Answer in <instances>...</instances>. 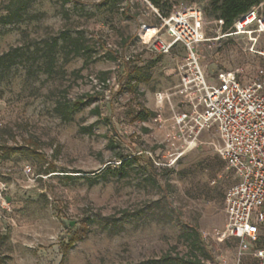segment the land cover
Masks as SVG:
<instances>
[{
	"label": "rangeland",
	"instance_id": "obj_1",
	"mask_svg": "<svg viewBox=\"0 0 264 264\" xmlns=\"http://www.w3.org/2000/svg\"><path fill=\"white\" fill-rule=\"evenodd\" d=\"M214 1L169 0L159 9L201 8L198 56L210 81L226 70L249 81L264 68V33L254 48L246 36L228 35ZM144 25L161 27L145 0H0V56L11 53L0 64L6 264H237V242L218 236L235 179L215 132L179 156L172 107L156 102L178 83L188 52L145 49ZM160 35L167 38L165 29ZM125 56L140 73L131 86ZM60 101L81 105L66 120ZM140 109L154 115L142 122ZM120 155L129 159L123 168ZM187 224L204 239L192 249Z\"/></svg>",
	"mask_w": 264,
	"mask_h": 264
},
{
	"label": "built area",
	"instance_id": "obj_2",
	"mask_svg": "<svg viewBox=\"0 0 264 264\" xmlns=\"http://www.w3.org/2000/svg\"><path fill=\"white\" fill-rule=\"evenodd\" d=\"M260 7L241 15L228 35H244L254 48L264 33ZM155 11L161 27L144 25L138 36L144 47L160 55L182 45L188 52L187 62L178 68L175 87L156 94L160 106L172 107L173 131L181 142L179 156L198 146L204 132H215V147L235 179L225 193L226 223L218 236L221 241L237 242V264H245L247 257L249 264H264V246H259L264 228V68H258L249 81L242 80L239 70H226L211 82L198 56V46L206 40L202 9H177L166 17ZM216 21L222 28L224 21ZM162 29L167 38L160 35ZM6 190L0 180V206L6 203Z\"/></svg>",
	"mask_w": 264,
	"mask_h": 264
},
{
	"label": "trees",
	"instance_id": "obj_3",
	"mask_svg": "<svg viewBox=\"0 0 264 264\" xmlns=\"http://www.w3.org/2000/svg\"><path fill=\"white\" fill-rule=\"evenodd\" d=\"M148 2L154 10H158L159 14L162 17L168 16L171 12H167L166 14L162 15L160 12L159 7H165L166 3L169 0H145ZM264 0H215L212 4L214 8V14L216 15V20L222 19L224 21V24L222 28L224 30H230L233 23L243 14H245L247 11H249L253 6L260 4ZM159 16V15H158ZM160 17V16H159ZM161 21V18H160ZM140 41V40H139ZM102 46H105L101 44ZM143 45V44H142ZM176 46V45H175ZM144 47V45H143ZM145 48V47H144ZM146 49V48H145ZM113 56L116 57L115 52L109 51ZM153 53V52H152ZM156 54V53H154ZM11 53H6L2 56H0V64L4 63L9 57ZM159 55V54H156ZM163 55V54H160ZM130 58L128 56H125L124 62H123V69H124V79H127L128 83L131 86V77L132 76H140V73L135 71V68L131 69ZM81 103L79 101H75L72 105H70L69 101H66L65 103H62L61 101L57 105V111L62 115L63 118L70 119L72 111L77 110L80 107ZM154 115L153 111L146 110V109H140L137 112L136 117L142 121L146 122L148 121L152 116ZM121 163L119 164V168H123L129 159H126V156L120 155ZM149 165L153 166L152 161L149 159ZM187 227L189 228V233L187 234L188 238L194 239L191 244V249L194 247H197L200 243H203L204 239L202 236V233L199 231L198 227L195 225L187 224ZM3 236L0 235V247L3 242ZM80 239H83V237H80ZM72 244L71 246L73 245ZM259 246H262L261 243H259ZM5 257L0 256V264H6ZM181 264V263H179Z\"/></svg>",
	"mask_w": 264,
	"mask_h": 264
},
{
	"label": "crops",
	"instance_id": "obj_4",
	"mask_svg": "<svg viewBox=\"0 0 264 264\" xmlns=\"http://www.w3.org/2000/svg\"><path fill=\"white\" fill-rule=\"evenodd\" d=\"M260 243L262 246H264V228L261 229V241H260ZM247 258L250 259L249 257H247Z\"/></svg>",
	"mask_w": 264,
	"mask_h": 264
}]
</instances>
